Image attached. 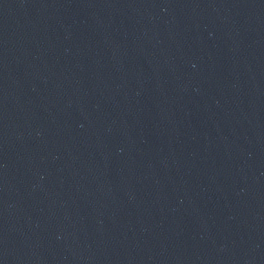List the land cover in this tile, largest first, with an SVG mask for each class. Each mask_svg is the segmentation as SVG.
Segmentation results:
<instances>
[{"label": "water", "instance_id": "obj_1", "mask_svg": "<svg viewBox=\"0 0 264 264\" xmlns=\"http://www.w3.org/2000/svg\"><path fill=\"white\" fill-rule=\"evenodd\" d=\"M0 264H264V0H0Z\"/></svg>", "mask_w": 264, "mask_h": 264}]
</instances>
